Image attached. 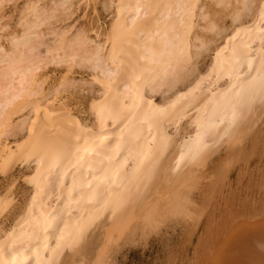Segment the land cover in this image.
Returning <instances> with one entry per match:
<instances>
[{"label": "bare ground", "instance_id": "bare-ground-1", "mask_svg": "<svg viewBox=\"0 0 264 264\" xmlns=\"http://www.w3.org/2000/svg\"><path fill=\"white\" fill-rule=\"evenodd\" d=\"M16 1L0 0V167L32 166L31 193L0 264H113L129 235L203 217L199 264H264L263 201L215 221L235 172L264 177V0H31L6 36ZM76 2H101L107 26L55 25ZM50 65L64 67L47 89ZM77 67L101 89L90 122L64 101Z\"/></svg>", "mask_w": 264, "mask_h": 264}, {"label": "rangeland", "instance_id": "rangeland-1", "mask_svg": "<svg viewBox=\"0 0 264 264\" xmlns=\"http://www.w3.org/2000/svg\"><path fill=\"white\" fill-rule=\"evenodd\" d=\"M29 1H31V0H17L15 3H12L6 9V11L4 12V16H5L4 20L1 21V23L3 25L8 26V27H5V29H4L5 32H3L4 34L6 32H7V34L11 33L14 31V29L15 30L20 29L21 26H19L16 23H18L21 12L23 11L25 5ZM35 1L39 2L40 4H42L44 6L47 3L50 4L52 0L51 1L50 0H35ZM76 4L77 5H74L75 8L72 7L71 8L72 11L69 12L70 16L67 15V16H63V18L60 17L61 19L58 18V20H56L58 22L55 23V25L62 26L64 28V27H66L65 24H67L68 29H71L70 32H74V30H75L74 28H76V27H81V28L83 27L85 32L88 31V32H86L87 34L95 35L96 27L98 25H100V23H101L100 26H103V24H104V26H107L106 22H109L111 19V16H112L111 10H105V8L101 2H97L96 3L97 5L94 3V5L96 7L93 4H91L89 6L90 8L88 6L85 7L84 5H79L77 2H76ZM76 9H77V11H76ZM93 9H94V11H93ZM64 18L66 20H64ZM61 20L64 21V23H63L64 25L62 24ZM92 22L95 24H93ZM70 24L72 25V28L70 27L71 26ZM73 25H74V27H73ZM92 25H94V27ZM15 26H16V28H15ZM6 28L9 29L11 32L9 30L7 31ZM7 34H5V35L7 36ZM52 66H53V68H52ZM57 67L55 68V65H50L47 68V71H48L47 75L49 77H51V78H48V80L46 82L47 83V85H46L47 89L52 87L55 83V80L57 79V76H60L62 74L61 71H62V68L64 66L63 67L57 66ZM75 70L78 71V73H76L75 76H76L77 80L79 79L78 81H80V83L79 82L77 83L78 85L75 89H71L68 91V93H65L64 101L68 102L71 105V107L75 110V112L77 113V115H79V117L81 119H83L84 121L90 122V121L94 120V115L92 113L90 103H92L91 101L93 98L98 97V93L99 92L101 93V89L97 83L92 82L93 77L90 74L91 71L88 68L84 69V68L77 67ZM51 73L54 75H52ZM89 79L92 81H90ZM82 80H85V81H83L84 83H82ZM170 94L171 93H167L168 96ZM154 99L159 101L161 99H164V97L160 93H157L156 96L154 97ZM186 129H188V127ZM186 129H183V132ZM170 130H172V129H170ZM13 139H15V136H12L11 140H13ZM260 156L261 155L256 156V159L259 157L256 162H257V164L261 163L260 164L261 167L262 166L264 167V161L260 162V159H261ZM262 159L264 160L263 157H262ZM258 162H260V163H258ZM251 167H252V169H251ZM251 167H250L251 170L250 169L247 171L244 170L245 173H243V171H242V175H241V173L238 175V174H236V172L233 174V176H232L233 178H231V181L233 183L231 188L229 186H226V185L224 186L223 191H222L223 197L222 196L220 197L219 195H218L219 197H217V200H219L220 203L218 202L219 203L218 204L215 202V205L218 204L217 207L220 206L219 210L215 211L218 214L216 216L215 221L217 219L220 220L224 214L225 215L223 217H226V215H228L226 212L224 213V211L226 210V207H230V206L234 207L235 206L234 210L238 211V209L242 206L243 207L244 206L251 207V208H254V210H256L260 206H263L262 203L264 202V198H263L264 196L262 197L263 200L261 198V196L264 195L263 194L264 193V191H263L264 186H262V181H261V179L264 180L263 179L264 177L262 178V176H261V175H263L262 174L263 170L259 174L260 171L259 172L257 171L258 169L256 168L255 165H252ZM253 167H255V168H253ZM2 168H3V170H2ZM5 169H6V171H4ZM0 170H1L0 171V195H3V194L5 195L6 193H8L11 196L13 195V198H14L12 206L9 207L8 210H6L4 213H2L0 215V230L4 231V230L9 229L10 226H12L17 215H19L18 212L21 211L20 209H22L24 203L26 202V198L28 199V197L30 196L31 184L28 183L27 180L29 179L28 177H30V175H31L32 166H26L19 161L17 163H14L13 165L9 166L8 168L0 167ZM248 172H249V174H248ZM258 186H259V190L261 187H263V189L258 191ZM226 197L228 199H226ZM237 197L239 198V201H238ZM249 197H251V198H249ZM220 198H222V199H220ZM246 200L248 202H246ZM213 201H215V200H213ZM255 201L257 203H255ZM261 201H263V202L261 203ZM230 202H232V203L235 202V204L233 203L234 206L231 205L232 203H230ZM259 203H261V204H259ZM228 204H229V206H228ZM250 204H251V206H250ZM256 205H258V206H256ZM214 206H213V208H214ZM18 208H19V211H18ZM221 210L223 213L221 216H219V213H221ZM173 219H169L168 221L164 222L162 224V227L160 226L161 228L159 227V228H157V230L156 229L154 231L150 230V232L149 231L148 232L139 231V232H136V236H135V234L129 235L128 236L129 239L126 238V241L123 240L122 244H120L121 246L114 253V255L116 257V258L115 257L114 258L116 259V261L114 259L113 262L114 263L116 262L115 264H199V261L201 258V253L203 254L206 251V248L204 246H203L204 247V250H203L202 243L207 242L208 240L210 241L211 237H212L211 236L212 234L207 230L206 226H204L205 223L207 222V220L204 217L201 218L200 220L197 218H193V219H189L187 221L184 220V222H182L183 219H180V218L179 219L173 218ZM197 220H199V222ZM189 221L191 222V224ZM209 222H211V224H209V223L208 224L213 226L214 222H212L211 220ZM192 226H194V229L189 228ZM212 226H210V227H212ZM196 227H199V228L196 229ZM185 228H186V230H185ZM1 231H0V233H1ZM186 231L190 232V233L192 232L191 233L192 236L190 233H189L190 236L187 235L188 233ZM203 233H207V234L204 235V240L202 241V239H200V237L203 236ZM96 234H98V235H94V237L92 239L93 245L90 246V248L88 250L89 253L87 252V255L90 258L92 256H94L95 251H96V249H94L93 246H96L99 239H100V233H96ZM140 234L142 236L144 235V237H142ZM145 235H147V236L145 237ZM130 236L131 237L135 236V237H133L134 239H131ZM96 237H98V239ZM187 237H188V239H187ZM127 239H128V241H127ZM199 239H200V241H199ZM201 241H202V243H201ZM124 242H127V243H124ZM197 246H198V249H197ZM199 246H201L200 249H199ZM198 254H200V256Z\"/></svg>", "mask_w": 264, "mask_h": 264}]
</instances>
